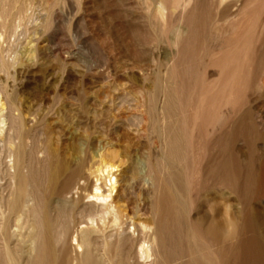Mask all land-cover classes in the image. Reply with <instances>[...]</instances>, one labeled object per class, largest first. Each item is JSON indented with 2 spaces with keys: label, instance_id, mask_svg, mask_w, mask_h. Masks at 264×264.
<instances>
[{
  "label": "rangeland",
  "instance_id": "obj_1",
  "mask_svg": "<svg viewBox=\"0 0 264 264\" xmlns=\"http://www.w3.org/2000/svg\"><path fill=\"white\" fill-rule=\"evenodd\" d=\"M0 103L5 132L20 115L32 199L15 220L0 143V264H103L118 231L108 256L127 264L139 223L157 238L140 264H264V0H0ZM107 166L119 230L85 203ZM88 215L103 233L80 256L70 238Z\"/></svg>",
  "mask_w": 264,
  "mask_h": 264
},
{
  "label": "bare ground",
  "instance_id": "obj_2",
  "mask_svg": "<svg viewBox=\"0 0 264 264\" xmlns=\"http://www.w3.org/2000/svg\"><path fill=\"white\" fill-rule=\"evenodd\" d=\"M161 9L163 10V7ZM0 104H2V103H0ZM8 112H9L8 116L9 117L12 116V115H10L12 113L10 111H8ZM6 117H7V115L3 116L2 110H0V143H3L7 147H9L10 153L15 157V160H13L14 161V163H13L14 167L12 166L15 170L13 176L18 178L17 182H19V185H20L14 201L10 203L9 211H11L14 214V216L16 218L15 220L20 221V218L22 217L23 213L26 210H28L29 203L32 202V199L29 198L28 195L26 194L25 189L22 188V183L24 181V177L22 176V174H23V169H24L23 166H24V156H25L24 155L25 133H23V129L21 127L20 115H16V116L12 117L14 120H17L20 123V125L18 124L19 126L16 127L15 122H17V121H15L13 124L14 127L13 128L11 127L10 129L8 128L9 132L10 131L13 132L12 135H10L9 132H5L4 127L6 126ZM10 124L12 125V123H10ZM15 141H17V142H15ZM47 152H48V155L52 158L53 157L52 150L48 148ZM115 168L112 166H107L104 170L98 169L97 171L94 172V173H97V175L96 174L94 175L93 183L90 180H86L87 182L85 184L86 185L85 190L89 187H91L92 189H91V193L86 195L85 203L87 204V206L89 205L88 207L92 206L93 208H95L94 210H96V213H97L96 216H98L99 218H105V217L110 218V221H111L110 223L113 226V228H118V230H119L121 224H123V223H121V221H124V220H122V217H123V209H121L122 207H117L116 205H113V202H112V197L115 196V194L117 192V191H115V185L117 184V182H116V179L113 177V173L116 170ZM51 169H52L51 175H50L51 181L55 180L60 173H66L67 172V167H66L65 163H61L59 166H55L54 168L52 167ZM82 170H83V165H80L78 167V171H82ZM75 174H76V172L73 174H69L66 178L65 183L62 185V187H60L59 189H56V191H53V193H52V191L50 193H48L47 198H46V196L44 197L45 202H49L51 195L52 196H54L55 194L56 195L57 194L62 195V196L65 195L67 193V189H68L67 188L68 187L67 186L68 181L71 180L75 176ZM246 176H243V173L241 172V170L237 166L236 167V173L234 176V180L232 183H230V186H231L230 188H232L236 192L238 190H240L241 187L246 185ZM248 183H250V182H248ZM248 186H249V184H248ZM236 195H237V193H236ZM77 202H79V201H77ZM93 216H95V215H90L88 217L87 225H89V226H87V227L84 226L85 228H80L79 230H77V232L74 231V234L70 238V241L73 243L72 245L74 246L73 249L74 250L76 249L77 252H79L80 256H90L91 254H93V252H95V251L97 252L96 249H97V246L99 243L97 235L100 236L103 232L100 234V230H98L96 228ZM107 218H105V219H107ZM133 226H134V229L132 228L133 232H131L132 233L131 235L128 233V235H130V237L129 236L128 237H129L130 241L132 243H134L136 241V239L134 238V233L135 232L139 233V239H140L139 244H138L139 248H138V251H135V252L132 251L134 249H131L133 247L130 248L131 250L127 256V259L129 262L127 264H140L138 259H143L145 261V260H148L149 258H151L153 255H155V250L157 249L156 231L153 230L150 226L143 224V223L133 224ZM124 235H125V233L123 234L122 232L120 233L118 231V234H109L106 237L101 236L102 237V240H101L102 246L101 245L100 246L102 249L100 250V252H101L100 260L103 264H112L111 258L108 256L109 247L111 246V244L113 243L114 240L117 242V244L122 243L124 238H125ZM137 237L138 236L136 235V238ZM126 241H128V240H126ZM127 243H130V242H127ZM119 264H121V262H119Z\"/></svg>",
  "mask_w": 264,
  "mask_h": 264
}]
</instances>
